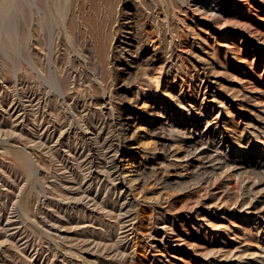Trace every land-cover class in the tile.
<instances>
[{
  "label": "rangeland",
  "instance_id": "374dc122",
  "mask_svg": "<svg viewBox=\"0 0 264 264\" xmlns=\"http://www.w3.org/2000/svg\"><path fill=\"white\" fill-rule=\"evenodd\" d=\"M90 1L46 0L42 13L35 14L32 28L30 0H0V264H110L108 247L95 234L113 221L112 207L118 206L109 188L110 180L104 177L102 181L95 179L91 183L90 191L97 200L95 207L73 204L79 195L71 199L67 193L68 186L82 187L91 171L102 170L106 138L113 134L114 128L108 121L110 115L99 104L101 94L107 93L108 87L112 88V72L108 64L97 66L93 61L87 42L89 27L79 21L81 13L89 10ZM130 2L139 9L138 22L144 21L142 34L165 56L168 45L164 40L165 30L169 28L164 26L170 22V30L173 28L167 32L172 38L177 67L162 72L159 82L154 84L157 88L151 91L148 88L153 85L148 83L147 87V80L159 75L157 68L146 79H131L136 89L147 87L145 94L140 93L142 101L162 98L168 117L176 123L190 122L191 114L202 115L229 140L234 150H241L250 160L260 158L264 163V93L255 89L259 80L264 79L262 1L225 0L223 6L227 14L221 22L187 9L177 0ZM36 7L39 8V4ZM184 92L192 106L183 103L181 95ZM113 100L114 106H120L116 98ZM190 107L191 111L183 112V108ZM146 120L144 115H137V126L145 130ZM142 130L140 134L145 137L140 135L137 141L144 146L142 144L150 143L151 138ZM167 132L165 129L164 133ZM76 146L89 155L80 164L70 159L68 151ZM14 148L26 154L27 170L13 162L9 151ZM254 181V177L246 178L244 173L236 177L223 172L212 185L194 194V201L186 209L174 213L175 233L187 218L192 225L184 231L188 242L178 249H168L165 261L171 260L173 264H264V180L256 186ZM245 188L250 194L247 201L243 195ZM29 190L33 198L27 214L21 198ZM142 200L140 198L138 209L146 231L152 212L148 202ZM67 217L72 218L73 223L65 224ZM167 217L173 218L171 214ZM83 224L89 230L80 237ZM168 231V235L174 236V231ZM78 238H91L100 246L83 250L72 243ZM216 241L221 245L211 244ZM204 242V245L211 244L209 249L214 250L208 258L194 254L190 245L201 246ZM241 242L250 249L240 250ZM130 258L153 264L144 248L133 246ZM116 261L122 264L124 260Z\"/></svg>",
  "mask_w": 264,
  "mask_h": 264
},
{
  "label": "bare ground",
  "instance_id": "6f19581e",
  "mask_svg": "<svg viewBox=\"0 0 264 264\" xmlns=\"http://www.w3.org/2000/svg\"><path fill=\"white\" fill-rule=\"evenodd\" d=\"M30 1H31L30 23L32 24V28H33L35 24L34 16L35 14L39 15V12L42 13L46 0H30ZM177 1L181 4V6L183 5L187 9H191L194 10L195 12H201L203 14H206L210 18H213L216 22H221V20L223 21L226 19L227 12L223 6V2L225 0H177ZM261 1L262 3L260 5L264 11V0ZM37 4H39V8L36 7ZM138 16H139V9L135 6V4L132 5L130 0H91L89 4V10L86 13H81V15L79 16L80 18L79 21L81 22V24L88 25L89 27V31H88L89 33H87L89 40L87 42H88L89 51L91 53V56L93 57V61L97 62V66L108 64L112 72L111 73L113 76L112 85H111L112 88L109 89L108 87L107 93L103 90L105 93L101 94L102 96H100L99 104L100 107L104 109L107 114L110 115L108 121L112 126H114V128H112L113 134L111 135L109 134L110 135L109 138H106L107 148L105 147L106 150L105 153L103 154L105 155V162L101 166L102 170L99 171L95 170L93 172L90 170L91 172L89 173L90 175L88 176L89 177L88 181L90 180V183H88L87 181L84 185H82V187L81 186L74 187L73 185L68 186L67 193L71 195L70 197L71 199H74L73 196L79 195L77 201L74 202L73 204L76 205L88 204L89 206L92 205L93 207L97 203V200L95 194L93 195L90 191L91 183L95 179L97 181L104 177L110 180L111 183H109L110 185L109 188L112 194L115 196L116 199L115 202L118 203V206L112 207L113 210V212L111 213L112 215L109 213L113 221H110V224L108 223V225L106 224L107 227L105 229L100 228L99 230H97V233H95L102 240H104L105 243L103 245L108 247L107 257L109 259L110 264H117L114 261H116V259L119 256L120 257L117 259V261L124 260L123 262L125 263L122 262V264H150L143 259L136 258L135 261L131 260L130 250L132 249L133 246L144 248L145 252H147L151 256L150 260H152L153 264H173V261L171 260L165 261L164 254L168 252V249L173 250L174 247L177 248L182 243L188 242L184 238V231L187 229V226L190 228L192 226L190 225V222H188V218H187L184 224H182V228L178 229L179 232L175 233L176 231L175 226L177 227V223H176L177 219L174 213L178 212L179 210L186 209L188 205L194 201L193 199L194 194L199 193L204 187L212 185L214 181L217 179L218 175L223 172L231 173L233 176L236 177L239 176L240 173H244L246 178H250V177L255 178L254 186L259 185L264 180V163L260 162L261 160L260 158L250 160V158H247L246 156L243 155V152H241V150L240 151L238 150L236 151V149L234 150V148H232V146L230 145L229 140L226 139L223 136V134L217 132V127H213L212 122L206 118H203L202 115L193 116L191 114L190 116L192 119L190 122L181 121L179 123H176L173 120H170V118L168 117L167 108H166L167 106L165 105L161 97H160L161 99H151V100L145 99L142 101V97L140 93L145 94L148 90L151 91L153 90V88L156 89L157 87L156 86L154 87V84H157V82H159L158 80L160 74L162 72L164 73L170 72V70L175 68L176 56L172 48V38L169 36V33L167 32L172 27L170 22H168V24L166 23L167 25L164 26L166 28H169V30L167 31L165 30L166 38L165 37H164L165 39L163 38L166 44H168L166 50L167 52L165 53L166 54L165 56L159 53L157 47H155L154 44L151 45L150 44L151 42L148 43L150 40L148 41L147 38L145 37L146 35L144 36L142 34L141 25L144 21H142V23L140 24V22H138ZM182 38L184 39L183 36ZM244 61L245 60H243L242 62ZM244 63L246 64V62ZM156 68H157L156 71L157 75L158 74L159 75L158 76L155 75V77H149L148 74L151 71H155ZM175 72H176L175 73V77H176L177 71L175 70ZM136 77H141L143 79L149 77L147 80V87H148V83L149 84L151 83L153 86H151V88H148L147 91H146L147 87L145 89L143 86L139 88L137 87L139 90L136 89L135 88L136 86L131 84V79H134ZM258 84L259 86H255L256 91L260 92V94L264 93V79L259 80ZM113 98L117 99L116 102L119 101V103H121L120 106L116 107L112 104ZM181 98L185 106L186 104L191 105V103L188 102H192V101L188 99V95L185 92L181 95ZM39 100L37 102L38 104H40ZM34 101L35 99L32 98L31 102ZM183 109H184L183 112L186 111L189 112L192 110L191 107L188 108L187 110H185L186 108ZM137 115H144L147 118L145 122L146 124L145 126H147V128L145 130H142V128L137 126L136 124ZM187 117L189 118V116ZM201 126H203V128H200ZM165 129L168 131L166 133L167 135L164 133ZM140 130H142L141 132H143L145 135H148L151 138L150 143H148L149 142L148 141L147 144L144 143L142 144L144 146H141L140 144L141 142L139 143L137 141L139 137L144 136L140 134ZM83 146L84 145H82V147ZM68 151L70 152V159L74 162H77V164L89 157V155L84 154L83 149H79L77 148V146L69 148ZM9 152L13 162L19 168L23 170L28 169L29 160L26 157L24 151L14 148L11 149ZM234 152H236L237 154H234ZM62 173H64V171ZM80 183L78 185H81ZM129 195L131 197L130 199L128 198ZM243 195L246 201L250 199V194L248 193V189L246 188L244 189ZM32 198L33 196L31 190L26 192L24 197L21 198V201H23V206L25 207V211L27 214H29L31 210ZM140 198L143 199L142 202L143 201L148 202L152 212V215L149 216L148 218L150 221H149V227H147L146 231L144 227L141 225L142 213H140L138 209ZM179 203L181 205L177 210L176 207ZM151 212L149 213L151 214ZM167 214H171L173 218L172 217H171L172 219L168 218ZM5 217L7 218V216ZM65 221H66L65 224L73 223L72 218L70 217H67ZM80 227L81 229L78 235L80 237L85 236L84 234H86L89 229H85L84 228L86 227L85 225L84 226L81 225ZM116 227H117V231L114 232V229ZM56 228L58 227L56 226ZM168 229L169 231L170 230L174 231L175 233L174 236L167 234ZM90 239L91 238L89 239L78 238L77 241L75 240L76 241L75 243L74 242L72 243L76 245L78 244L77 246L83 250L91 249V247L95 248L98 245L100 246L98 242H95L94 240H90ZM205 242L202 243L201 246H198V244L196 243L190 244L192 246L191 248L192 251H194V254L196 253L208 258L210 256L209 254L211 252L212 253L214 252L213 249H209V245L214 244L213 246L215 247L221 245L220 242L218 241L212 242L211 244L208 245H204ZM240 247H241L240 250L244 252L250 249V247H248L245 244H242V242ZM89 254L91 255L90 251Z\"/></svg>",
  "mask_w": 264,
  "mask_h": 264
}]
</instances>
